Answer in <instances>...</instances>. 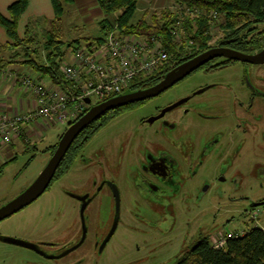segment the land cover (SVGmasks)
I'll list each match as a JSON object with an SVG mask.
<instances>
[{
    "label": "flooded vegetation",
    "instance_id": "af4514ba",
    "mask_svg": "<svg viewBox=\"0 0 264 264\" xmlns=\"http://www.w3.org/2000/svg\"><path fill=\"white\" fill-rule=\"evenodd\" d=\"M254 47L237 48L251 54L262 49L264 41L263 46ZM188 77L192 79L187 88L182 87L177 95L163 98L166 91ZM156 97L163 98L160 104H154V109L140 119L143 128L154 125L152 133L113 135L85 151L91 138L112 118ZM87 108L86 104L84 110ZM103 116L86 126L73 140L45 191L69 171L76 159L79 167L86 171V182L65 189L62 201L44 205L46 209L41 219H45V226L28 234L27 238L0 234L1 242L27 249L30 253L27 259L32 264H117V257L106 252L119 222L114 188L118 193L119 210L120 188L124 186L130 198L141 202L145 215L156 218L191 194L190 185L204 162L214 160L224 169L240 165L247 153H264V61L215 57L159 94L111 109L108 118L99 121ZM186 116H190V121L184 118ZM95 122L99 128L87 139L88 135L83 137L85 140L73 150L72 156L67 155L74 141ZM207 188L204 184L203 190ZM102 199L105 203L110 201L107 207L111 214L101 205ZM262 200L264 198L258 201ZM114 220L117 222L111 232ZM5 237L20 243L5 240ZM132 246V243L124 244L125 250ZM153 246L161 245L157 242Z\"/></svg>",
    "mask_w": 264,
    "mask_h": 264
},
{
    "label": "rangeland",
    "instance_id": "374dc122",
    "mask_svg": "<svg viewBox=\"0 0 264 264\" xmlns=\"http://www.w3.org/2000/svg\"><path fill=\"white\" fill-rule=\"evenodd\" d=\"M66 6L60 21L56 22L65 43L86 34L92 37L100 35L97 27L83 29L74 8L71 5ZM165 7L173 17L179 10L175 0H171ZM152 11L145 15L147 19L151 17ZM141 16L135 12L133 21ZM222 19L220 16L216 21H212L209 38L211 45L223 35L224 30L219 24ZM37 22L38 19H33L27 24L32 26L30 29L43 34L41 32L44 29L41 30V27L46 28L48 21L43 18L40 24ZM47 24L50 26L51 22ZM24 30L25 27H20V31ZM63 48L66 53L64 58L68 59L71 47L68 48L64 44ZM26 69L31 71L28 67ZM191 79L192 77H188L174 85L164 93L163 98L177 95L180 88L190 85ZM163 98L156 97L143 106L125 110L112 118L91 138L85 151L88 152L96 144L111 139L113 135H134L142 131L152 133L154 125H144L143 128L140 119L148 115L154 109V104H160ZM96 100L92 97L93 102ZM184 118L190 121V116ZM70 120L53 123L50 127L38 124L31 130L29 138L33 145L27 152H17L16 159L9 162L0 174V205L12 199L35 179L51 155L48 147L58 140ZM78 163L76 159L69 171L54 180L51 187L36 201L0 221V234L27 238L28 234L43 228L45 219H41V215L46 209L43 206L51 201H62L66 196L65 189L71 188L72 185L78 187L86 182V171L81 169ZM220 177H223V180H220ZM195 178L194 183L190 185L191 194L176 202L172 209L164 210L156 218L146 216L141 202H136L134 197L130 198L131 195L124 186L120 188L119 222L106 251L117 257V264H173L199 236L209 235L211 241L217 242L222 238V233L227 231L240 232L255 225L259 226L249 220L247 213L251 202L264 198V153H247L240 165H230L224 169L214 160H208L198 169ZM204 184L208 186L206 190H203ZM102 202L101 205L104 204L111 214V209L107 207H110V201L105 203L102 199ZM259 206L263 207L264 212V204ZM103 211L104 209L101 213ZM260 224L261 227L264 226V216L261 217ZM126 242L133 244L128 250L124 248ZM145 242L152 245L147 246ZM157 242L161 246H153ZM29 254L27 249L0 241V264H32L27 259ZM126 259L129 260L128 263Z\"/></svg>",
    "mask_w": 264,
    "mask_h": 264
},
{
    "label": "trees",
    "instance_id": "16d2710c",
    "mask_svg": "<svg viewBox=\"0 0 264 264\" xmlns=\"http://www.w3.org/2000/svg\"><path fill=\"white\" fill-rule=\"evenodd\" d=\"M73 1L50 0L54 12L52 26L42 30L43 34L26 27L23 36L20 37L17 32V22L26 9L28 0H13L7 7V16L0 12V25L5 28L10 41L4 47L11 53V59H4L0 55V67L17 59V63L46 76L51 83L66 92L76 93L71 83L59 70L60 60L65 54L63 46L65 44L68 48H77L88 42L99 43L103 40L104 35L80 37L65 43L56 22L60 21L65 12V6ZM175 2L183 6H194L201 9V14L193 17L185 16L180 27L182 40L179 43L170 33V27L176 19V15L173 17L167 7L162 8L159 12L152 11L149 19L143 16L133 22L138 0H96L99 8L107 16L99 21L101 29L107 30L108 27L104 21L109 18L108 16L115 15L114 18L112 17V21L117 23L120 32L137 35L159 34L162 44L168 52V60L161 64L155 72L148 75H136L126 89L143 88L157 82L165 72L178 63L212 46H225L238 51L241 50L237 47L255 45L254 48H258L263 46L264 0H175ZM211 11H216L218 17L223 18L219 24L224 30L223 35L212 45L209 44L210 27L212 21H216L218 17L211 20L207 16ZM147 13L150 11L145 14ZM110 111L105 112L99 121L104 122ZM98 128L99 126L95 122L94 125L85 129L80 138L78 137L74 141V145L72 144L70 147L72 151L69 149L67 155L72 156L73 150ZM84 136L87 137L83 139ZM54 147L55 143L51 144L48 151L51 153ZM61 167L60 165V172ZM1 172L2 167L0 166V174ZM173 264H264V229L256 225L250 227L242 234L225 238L223 246H216L209 235L199 236L189 245L188 249L176 258Z\"/></svg>",
    "mask_w": 264,
    "mask_h": 264
},
{
    "label": "built area",
    "instance_id": "2783aa9c",
    "mask_svg": "<svg viewBox=\"0 0 264 264\" xmlns=\"http://www.w3.org/2000/svg\"><path fill=\"white\" fill-rule=\"evenodd\" d=\"M177 7L179 10L170 33L179 43L182 40L180 27L185 16L201 14V9L178 3ZM207 16L213 20L218 17V13L211 11ZM160 38L159 34L120 32L117 23L111 21L101 42H88L71 48L68 59L64 58L65 53L60 60L59 70L76 93H68L53 83L46 85L31 72L18 74L15 70L0 68V78L6 76L19 81L21 87L28 90L36 102V106L29 111L0 115V143H8L13 137L21 135L26 125L34 129L38 124L50 127L53 123L74 120L85 111V97H90L91 101L92 97L97 99L96 102L101 101L125 90L136 75L152 74L169 58ZM25 140L28 141L29 138L25 137ZM247 216L260 226L261 217L264 216L263 207L249 208ZM261 228L264 229V226ZM243 232L244 230L227 231L222 233L219 241L212 242L216 246H223L225 238Z\"/></svg>",
    "mask_w": 264,
    "mask_h": 264
},
{
    "label": "water",
    "instance_id": "95a60500",
    "mask_svg": "<svg viewBox=\"0 0 264 264\" xmlns=\"http://www.w3.org/2000/svg\"><path fill=\"white\" fill-rule=\"evenodd\" d=\"M220 56L235 60L262 62L264 61V47L259 51L247 54L225 46H212L178 63L165 72L163 77L153 85L133 90L125 89L96 103H91L90 97H85L84 101L88 105V108L76 119L68 123L66 129L60 135L47 163L38 173L35 179L12 199L0 205V221L30 204L45 191L67 149L86 126L97 120L105 112L111 109L141 101L159 94L195 69L199 68L204 63ZM113 191L116 197V212H118L119 204L117 189L114 188ZM263 203L264 200L251 202L250 208L262 205ZM116 222L117 220H114L111 232L114 230ZM5 240L20 243L12 237H5Z\"/></svg>",
    "mask_w": 264,
    "mask_h": 264
},
{
    "label": "crops",
    "instance_id": "0c3cea01",
    "mask_svg": "<svg viewBox=\"0 0 264 264\" xmlns=\"http://www.w3.org/2000/svg\"><path fill=\"white\" fill-rule=\"evenodd\" d=\"M12 1L13 0H0V12L3 15L5 16L8 15L7 7ZM170 1L171 0H138L137 8L135 12H137L138 15L141 14L142 15L141 17H143L147 15L145 14L147 11L162 9ZM67 5H71V7L74 8V11L76 12L75 13L76 16L80 18L83 29H88L91 28L92 26L97 27L99 29L100 35L94 37H98L105 34L106 29H101V25L99 24V21L105 19L107 16L99 8V6L96 3V0L95 1L74 0L72 3ZM66 7L67 6H65V8ZM113 16H108L109 18L104 21L107 27L110 25ZM145 17L147 18V16ZM43 18H45V20L47 19L48 22H51L50 26H52V21L54 19V12L50 0H28L27 7L24 10V12L20 15L17 22V32L19 36L22 37L24 34V31H20V27L22 28L29 27L27 26L28 25L27 22L33 19H38L37 23L40 24V20L42 21ZM41 23L44 24V22ZM47 23H46V28L41 27V30L50 28L49 24ZM82 37H92V36H88L86 34ZM74 39L75 38H73L72 40ZM9 42L10 41L8 35L6 34L5 28L2 25H0V55L4 59H11L10 58L11 53L8 50H6L4 47V45L9 44ZM16 60L17 59H15V61H10L6 65L1 66L0 68L6 71L15 70L17 71L18 74L28 73L26 69L27 66L17 63ZM30 72L35 77L42 79V81L46 85H51L50 80L46 76H42L37 71L31 70ZM35 106H36L35 99L28 90H25L21 87L19 81L14 80V78L12 77H6V76L0 78V115L2 113L13 114L22 111H29ZM31 130H32L31 127L29 125H26L24 127V132L21 135L13 137L11 141L8 143H0V166L2 167V170L9 162L11 161L13 162L16 159L17 152L19 151L27 152L29 146L31 147L33 143L29 138L31 134ZM25 137L29 138V140L26 141Z\"/></svg>",
    "mask_w": 264,
    "mask_h": 264
}]
</instances>
